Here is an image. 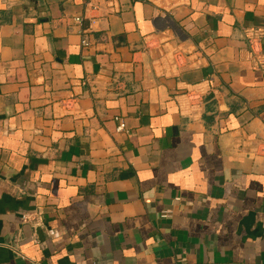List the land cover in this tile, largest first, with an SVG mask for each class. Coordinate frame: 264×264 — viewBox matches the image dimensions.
<instances>
[{"label":"crops","instance_id":"crops-1","mask_svg":"<svg viewBox=\"0 0 264 264\" xmlns=\"http://www.w3.org/2000/svg\"><path fill=\"white\" fill-rule=\"evenodd\" d=\"M262 60L264 0H0V264H264Z\"/></svg>","mask_w":264,"mask_h":264},{"label":"built area","instance_id":"built-area-1","mask_svg":"<svg viewBox=\"0 0 264 264\" xmlns=\"http://www.w3.org/2000/svg\"><path fill=\"white\" fill-rule=\"evenodd\" d=\"M97 8V6H93V9H96ZM75 20L78 22V23H81L82 21H83V17H75ZM82 44L83 45H88L89 44V42H88V40H87V38L86 37H83V39H82ZM257 58H262V57H260L259 55H258V57ZM260 64H264V61L262 60L261 62H260ZM125 128V123L123 122V121H121L120 122V124H119V126H118V130H123ZM164 214H166V213H164ZM24 219L28 222V221H32L33 219L35 220L34 221V223H33V225L36 227V226H39V225H41V223H42V221H43V215H42V213L41 212H36L35 214H34V217L32 216V217H30V215H27V216H25L24 217Z\"/></svg>","mask_w":264,"mask_h":264}]
</instances>
